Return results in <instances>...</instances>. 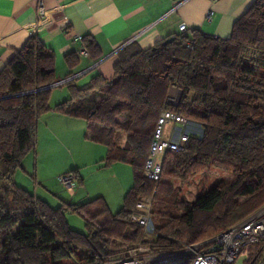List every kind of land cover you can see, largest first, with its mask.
Listing matches in <instances>:
<instances>
[{
    "label": "trees",
    "instance_id": "1",
    "mask_svg": "<svg viewBox=\"0 0 264 264\" xmlns=\"http://www.w3.org/2000/svg\"><path fill=\"white\" fill-rule=\"evenodd\" d=\"M166 40L149 48L129 43L113 77L98 74L81 85L77 77L64 84L69 96L55 106L87 120L89 138L109 148L106 164L132 165L134 183L115 212L104 196L54 207L16 182L36 148L39 117L51 110L55 52L32 35L0 72V98L10 96L0 99V264H113L142 246L161 254L212 239L264 207V0L251 5L228 38L196 29ZM83 42L91 58L101 57L91 36ZM66 59L73 69L80 58L73 52ZM173 87L182 92L177 105ZM167 110L191 126L183 150L160 154L163 172L155 180L145 168ZM213 167L234 175L187 200L176 182L186 185ZM148 197L155 239L132 219ZM69 213L84 218L85 231L70 225ZM248 250L246 264L262 262L264 239ZM193 260L191 254L168 264Z\"/></svg>",
    "mask_w": 264,
    "mask_h": 264
},
{
    "label": "crops",
    "instance_id": "2",
    "mask_svg": "<svg viewBox=\"0 0 264 264\" xmlns=\"http://www.w3.org/2000/svg\"><path fill=\"white\" fill-rule=\"evenodd\" d=\"M255 1L0 0V72L16 52L25 46L28 39L32 35H37L48 48L55 52L57 82L66 80L72 70L75 72L74 75L81 73L78 81L80 85L89 82L93 76L98 74L109 79L114 75V66L118 60L119 51L129 43L136 42L143 48L152 47L157 41L171 38L179 33V25L183 22L192 30L198 29L205 34L225 39L231 36L235 22L248 11ZM42 6L44 12L40 14L39 10ZM86 35L91 36L99 45L101 50L99 59L80 54L84 48L83 38ZM73 52L77 53L80 59L78 65L72 69L67 62L66 55ZM65 88L69 94L67 87ZM54 89L50 95L51 110L39 117L38 137L43 143L51 141L52 146L62 144L65 147L75 142L73 133L78 128L77 139L80 140V128L82 129V122H84L87 129L85 139L95 145H102L93 146V149H96L102 156L97 165L106 163L108 146L89 138L86 119L55 109V106L69 95L65 92L61 97H55ZM31 153L36 155L37 149L35 148L28 155ZM118 163L121 162L106 165H109L107 168L110 169H120L115 168L119 167ZM76 167V165L72 166V168ZM21 169L24 173L30 172L25 162ZM15 180L19 185L33 191L31 186L20 182L16 175ZM36 181L45 189L36 188L35 192L33 191L35 195L54 207L64 202L82 203L97 196L105 197L102 193L95 195L86 193V185L93 184L86 179L76 193L74 191L69 193L67 188L65 189L61 183L58 184L56 180L40 177L39 169L35 183ZM51 184L57 186L51 187ZM129 189L125 188L124 192L127 193Z\"/></svg>",
    "mask_w": 264,
    "mask_h": 264
},
{
    "label": "rangeland",
    "instance_id": "3",
    "mask_svg": "<svg viewBox=\"0 0 264 264\" xmlns=\"http://www.w3.org/2000/svg\"><path fill=\"white\" fill-rule=\"evenodd\" d=\"M65 87L67 86L55 87V97H61V95L66 92ZM181 96L182 92L180 89H178L177 87H173L171 89L170 100L172 103L177 105L180 102ZM82 124L83 127L82 129L80 128V140L77 139V134H79L78 128V130H74L73 133L75 142L65 147L62 144H56L55 146H52L51 141L50 143H43L42 139L38 137L37 129V154L33 155L34 153H31L24 160L30 172L24 173L20 168V170L16 172L17 179H19L20 182L31 186L32 190L35 192L36 188H44L42 185H40L39 182L38 184L37 181L35 183L38 169L40 170V177H48V179L56 180L58 184L61 183L62 185L64 184L61 182L60 177L71 174L75 182L74 193H76L80 189V187H82L80 185L81 183H83L84 179H86L88 180V182H93V184H87L85 192L90 194L94 193V195L97 193L104 194L110 208L115 212L123 204L124 196L126 193V191L124 192V189L131 188L134 183L133 167L132 165L123 162L118 163L117 166L119 167H115L120 169L107 168L109 165L107 166L106 163H103V165H97L98 162L101 161L102 156L98 154V151L96 149H93V146L102 145H95L94 143L89 142L85 139V134L87 133L86 123L82 122ZM189 126H191V124H189L188 122L177 123L176 125L169 124L165 128L164 134L166 136H170V138L176 139L181 135V133H183V131H186ZM200 130L201 129L198 126L199 133ZM120 138L121 140H123L124 136L122 135ZM121 143H123V141H121ZM158 160H161V155H159ZM73 165H76L78 168H72ZM233 175V170H224L213 167L195 177L193 180H191L190 183L186 185L182 184L181 182L176 183L177 185L182 187V193L184 197H186L187 200L191 201L193 199H196V197L203 192L210 190L220 180L230 179L231 177H233ZM53 186L57 185L51 184V187ZM64 188L66 189L67 187L65 186ZM66 190L71 193L69 188H67ZM68 221L73 228L79 231L86 230L85 220L80 215L69 213ZM149 233L151 234L152 239H155L153 237H156V235L152 230V226L149 230ZM196 244L185 245L182 249H177L162 254H172L180 251V255L171 256L172 262L179 261L191 254L194 255L189 251V248L195 246ZM152 253L159 254L154 252ZM126 256L127 255L120 254L117 256V258H126ZM250 256H252V254H243L236 260L234 264H246V261Z\"/></svg>",
    "mask_w": 264,
    "mask_h": 264
},
{
    "label": "built area",
    "instance_id": "4",
    "mask_svg": "<svg viewBox=\"0 0 264 264\" xmlns=\"http://www.w3.org/2000/svg\"><path fill=\"white\" fill-rule=\"evenodd\" d=\"M39 12L40 14L44 12L43 6ZM179 30L185 34L193 33V30L185 22L179 25ZM186 45L188 47L192 46L193 41L188 39ZM80 54L90 56L85 47L80 51ZM80 75L81 73L70 76L61 82H56L54 83V87L66 84ZM182 122L187 123V119L172 110H167L160 116L155 140L151 146V157L147 161L145 168L146 174L150 178L159 180L162 175L163 163L162 160H158L161 153L168 150L180 151L184 149V143L188 140V134L181 133L177 139L170 138V136L164 134L167 125H176ZM60 180L70 191H74L75 182L71 174L61 176ZM152 204V199L149 197L144 202H139L137 205L139 210L132 217L134 222L143 225L147 231L152 226L150 212ZM262 239H264V207L216 237L190 247L189 251L194 254L192 264H234L241 255L249 254V245L257 243ZM178 255H180V251L172 254H153L150 246H142L132 249L127 258L118 259L113 264H168L172 262L171 256ZM259 264H264V260Z\"/></svg>",
    "mask_w": 264,
    "mask_h": 264
},
{
    "label": "water",
    "instance_id": "5",
    "mask_svg": "<svg viewBox=\"0 0 264 264\" xmlns=\"http://www.w3.org/2000/svg\"><path fill=\"white\" fill-rule=\"evenodd\" d=\"M173 39V37H171V38H168L165 42H169V41H171ZM54 85L55 84H53V85H51V86H49L50 88L51 87H54ZM7 97H10V96H4V97H1L0 99H4V98H7Z\"/></svg>",
    "mask_w": 264,
    "mask_h": 264
},
{
    "label": "bare ground",
    "instance_id": "6",
    "mask_svg": "<svg viewBox=\"0 0 264 264\" xmlns=\"http://www.w3.org/2000/svg\"><path fill=\"white\" fill-rule=\"evenodd\" d=\"M184 255V254H183Z\"/></svg>",
    "mask_w": 264,
    "mask_h": 264
}]
</instances>
